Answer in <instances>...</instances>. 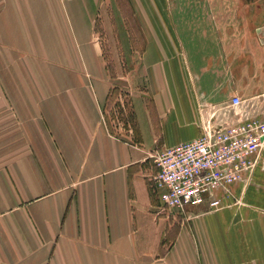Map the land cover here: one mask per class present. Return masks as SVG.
<instances>
[{
	"label": "crops",
	"instance_id": "crops-1",
	"mask_svg": "<svg viewBox=\"0 0 264 264\" xmlns=\"http://www.w3.org/2000/svg\"><path fill=\"white\" fill-rule=\"evenodd\" d=\"M263 26L262 1L0 0V264H264V150L237 202L184 212L151 157L264 111Z\"/></svg>",
	"mask_w": 264,
	"mask_h": 264
},
{
	"label": "built area",
	"instance_id": "built-area-1",
	"mask_svg": "<svg viewBox=\"0 0 264 264\" xmlns=\"http://www.w3.org/2000/svg\"><path fill=\"white\" fill-rule=\"evenodd\" d=\"M243 102L234 96L230 104ZM215 122L212 113L200 136L151 154L157 169L153 181L163 191L164 207L183 211L207 204L212 210L225 207L226 200L238 201L231 186L245 180L258 164L264 150V111L220 127Z\"/></svg>",
	"mask_w": 264,
	"mask_h": 264
},
{
	"label": "rangeland",
	"instance_id": "rangeland-1",
	"mask_svg": "<svg viewBox=\"0 0 264 264\" xmlns=\"http://www.w3.org/2000/svg\"><path fill=\"white\" fill-rule=\"evenodd\" d=\"M172 1L176 2L177 0H172ZM245 1L253 2L255 0H245ZM259 1L263 2V0H259ZM260 32L261 34L264 35V26L261 28ZM115 59H116L115 60L116 64L119 66V68H123L124 64L126 63L125 58L122 55H119L118 57H115ZM108 62L110 65H112L113 63L112 57L108 58ZM8 81H11L10 77L8 78ZM5 85H6V81L3 80L2 74H0V113H4L5 115V120H4V125H3V129H4L3 134L5 135V138L8 139L12 136L11 135V121L9 120L11 119L10 114L12 110H11V106L9 105V99H8L9 96L7 94ZM259 99H262L264 101V95ZM130 101H131V96L129 93L128 94L126 93V95H122L121 98L117 101H115L114 98H112L107 104V109H106V106H104L103 110H107V112H105V115L107 114L106 117L111 121V124L113 126H118L119 128L120 127L125 128V124L131 118V116L133 117ZM263 107H264V103H263ZM108 124L110 126V122H108ZM6 142L3 144H0V147L6 145L7 144ZM253 181H254V184H251V186H253V189L259 188L263 192L264 191V175L254 177ZM257 183L261 185L262 187H259ZM196 208H197L196 206L189 205L184 210L187 211L188 209V211H192ZM207 209H210V208L207 207Z\"/></svg>",
	"mask_w": 264,
	"mask_h": 264
},
{
	"label": "flooded vegetation",
	"instance_id": "flooded-vegetation-1",
	"mask_svg": "<svg viewBox=\"0 0 264 264\" xmlns=\"http://www.w3.org/2000/svg\"><path fill=\"white\" fill-rule=\"evenodd\" d=\"M255 1L257 2V1H259V0H255ZM255 1H253V2H255ZM263 2H264V0H263Z\"/></svg>",
	"mask_w": 264,
	"mask_h": 264
}]
</instances>
